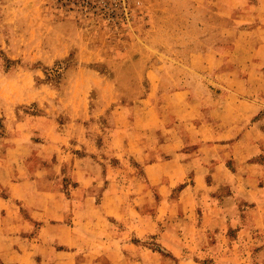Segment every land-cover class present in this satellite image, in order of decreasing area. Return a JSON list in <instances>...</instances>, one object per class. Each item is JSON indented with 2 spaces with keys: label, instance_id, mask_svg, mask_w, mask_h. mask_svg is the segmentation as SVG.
I'll return each mask as SVG.
<instances>
[{
  "label": "rangeland",
  "instance_id": "374dc122",
  "mask_svg": "<svg viewBox=\"0 0 264 264\" xmlns=\"http://www.w3.org/2000/svg\"><path fill=\"white\" fill-rule=\"evenodd\" d=\"M225 3L0 0V199L35 172L61 183L64 194L55 199L56 209L93 217L111 215L113 208L129 216L113 218L108 227L117 236L131 233V242L149 251L140 256L142 264H264L263 194L249 204L227 189L222 204L201 197L197 205L180 195L194 183V175L181 173L171 197L177 200L162 204L166 191L142 186L157 184L161 175L144 173L130 156L141 149L137 132L150 119L140 107L148 97L155 101L151 91L216 86L212 73L200 76L189 69V43L206 36L224 47L235 34L226 28L252 25L244 11H252L248 6L256 0L230 2L235 12L228 15L222 14ZM256 80L264 85V79ZM76 167L96 182L110 176L118 187L122 182L130 188L118 195L112 190L109 200L117 198L111 205L99 195L76 206L69 195ZM207 176L206 182L214 181ZM221 176L235 188L237 178ZM142 219L149 232L137 237ZM119 251L112 264L122 257Z\"/></svg>",
  "mask_w": 264,
  "mask_h": 264
},
{
  "label": "crops",
  "instance_id": "0c3cea01",
  "mask_svg": "<svg viewBox=\"0 0 264 264\" xmlns=\"http://www.w3.org/2000/svg\"><path fill=\"white\" fill-rule=\"evenodd\" d=\"M223 1L225 15L235 12L230 2L242 4L241 0ZM248 8L252 11L244 12L247 18L252 15V25L226 28L235 34L225 39L224 47L206 36L190 40L189 69L200 76L202 71L212 73L216 86L178 87L172 92L158 87L149 94L156 96L155 101L148 97L151 101H144L140 107L144 118L150 120L145 131L137 132L142 136L140 142L137 140L138 145L142 144L139 153L130 156L142 163L144 173L161 175L157 184L142 186L145 190L166 191L162 204L177 200L171 197L181 184V173L194 175V183L182 188L180 195L191 196L197 205L201 197L206 203L212 200L222 204L227 189L238 202L249 204H256L258 196L264 195V85L256 80L264 79V0H256V6ZM251 35L254 38L247 37ZM165 166H171L172 171ZM79 167L72 168L74 186L69 194L76 206L99 195L103 203L111 205L117 198L109 200L112 190L118 195L130 188L122 182L118 187L110 176L96 182L87 172L80 173ZM175 167L178 169L173 170ZM222 173L237 178L235 188L234 183L222 178ZM34 174L29 172L26 181L15 183L13 191L0 199L1 264H112L119 250L120 264H142L145 257L140 256L149 251L133 244L131 233L117 236L108 227L113 218L127 221L129 216L113 208L111 215L93 217L56 209L54 201L63 193L61 183ZM209 174L214 181L206 182ZM32 182L37 185L30 191L26 187ZM142 212L140 209L137 216ZM143 221L137 237L149 232ZM150 254L156 255L152 251Z\"/></svg>",
  "mask_w": 264,
  "mask_h": 264
}]
</instances>
